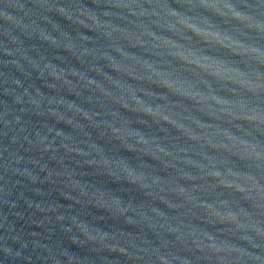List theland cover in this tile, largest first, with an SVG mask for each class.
<instances>
[{
    "label": "water",
    "instance_id": "95a60500",
    "mask_svg": "<svg viewBox=\"0 0 264 264\" xmlns=\"http://www.w3.org/2000/svg\"><path fill=\"white\" fill-rule=\"evenodd\" d=\"M0 264H264V0H0Z\"/></svg>",
    "mask_w": 264,
    "mask_h": 264
}]
</instances>
